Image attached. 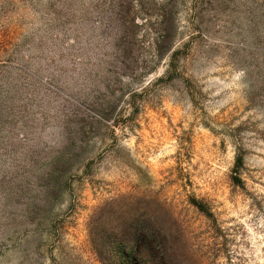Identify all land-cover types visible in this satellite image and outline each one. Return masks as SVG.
I'll use <instances>...</instances> for the list:
<instances>
[{"label": "rangeland", "instance_id": "374dc122", "mask_svg": "<svg viewBox=\"0 0 264 264\" xmlns=\"http://www.w3.org/2000/svg\"><path fill=\"white\" fill-rule=\"evenodd\" d=\"M162 17L180 75L51 186L66 96L93 92L124 21L144 40ZM144 212L169 229L175 264H264V0H0V264H122L90 230Z\"/></svg>", "mask_w": 264, "mask_h": 264}, {"label": "trees", "instance_id": "16d2710c", "mask_svg": "<svg viewBox=\"0 0 264 264\" xmlns=\"http://www.w3.org/2000/svg\"><path fill=\"white\" fill-rule=\"evenodd\" d=\"M158 21L163 25L162 31H152V27H149V32L141 36L144 40H138L133 28L135 24L132 21H124L125 26L118 37L119 46L113 56L109 57L112 67H108L107 72L101 73L99 78L97 73L93 75V92H89L83 99L76 98L77 95L81 96V93L76 91V94L66 96V102L70 105L64 124L66 143L51 164L49 174L55 181L51 186L60 187L61 177L69 172L71 166L84 163L83 160L92 147L94 136L105 138L100 133L103 127H110L113 130L115 126H124V122L133 119L143 109L148 92L156 82L180 75L179 63L183 50L174 46L171 37L174 21L167 17H162ZM146 39H148L146 48L149 50V55L140 51V45ZM136 41L138 43L141 41L138 44L140 48L132 46ZM163 57H166L167 63L162 77L159 76L154 81L149 79L137 87L132 86L134 81L141 82L152 73ZM236 159L237 165L240 166L241 154H238ZM233 181L235 184L242 183L237 174L233 176ZM153 218L151 214L145 212L128 216L114 233L106 229L101 232V223L96 222L90 230L94 246L97 250L98 243L103 249L110 248V253L118 254L120 258L124 257L120 259L124 260L122 264H138L134 258L138 255L144 259L143 264H175L168 242L169 229ZM144 220L146 223L143 222ZM100 233L102 235H99ZM112 234L114 240H111ZM113 241H116L119 249L113 248ZM109 256L105 257L108 262L111 260ZM132 257L133 262H131Z\"/></svg>", "mask_w": 264, "mask_h": 264}]
</instances>
